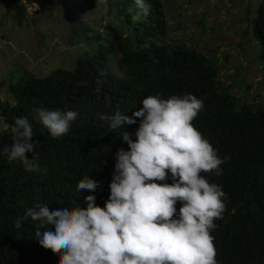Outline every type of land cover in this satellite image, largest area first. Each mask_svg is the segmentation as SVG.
<instances>
[{"label":"trees","instance_id":"16d2710c","mask_svg":"<svg viewBox=\"0 0 264 264\" xmlns=\"http://www.w3.org/2000/svg\"><path fill=\"white\" fill-rule=\"evenodd\" d=\"M105 2L112 18L109 31L93 29L78 18L71 21L69 41L84 48L73 69L56 68L44 76L27 73L6 86L12 101L0 99V264H57L59 253L32 238L39 222L28 217L16 229V219L38 202L83 206L89 194L103 207L116 153L128 149L117 134L135 132L139 118L133 114L142 99L187 93L203 100L194 127L221 158H230L221 166V176L205 174L210 183L222 185L227 196L223 218L215 221L211 233L218 264H264V103L241 101L229 91L219 80L218 58L210 55L215 50L205 53L169 39L163 0H145L147 16L135 8L134 0ZM5 8L20 25L28 18L21 0H5ZM251 25L264 68V0ZM115 55L119 73L112 68ZM41 107L73 109L79 115L67 134L53 138L37 118ZM117 110L137 123L112 132L101 116ZM18 117L28 118L33 139L39 141L38 173L26 172L3 154L12 143L11 127ZM87 175L98 182L97 189L77 192V182ZM180 206L177 203V210Z\"/></svg>","mask_w":264,"mask_h":264},{"label":"clouds","instance_id":"9594fccd","mask_svg":"<svg viewBox=\"0 0 264 264\" xmlns=\"http://www.w3.org/2000/svg\"><path fill=\"white\" fill-rule=\"evenodd\" d=\"M134 5L144 16L149 14L145 0H134ZM141 105L133 114L139 118L134 133L123 130L125 124L137 123L124 112L101 116L112 132L123 130L117 135L128 145L116 153L103 207L89 194L83 206L38 202L16 219V229L28 217L39 222L32 238L59 253L57 264H218L211 233L215 221L223 218L227 196L205 174L221 176V166L230 158H221L193 125L203 100L191 93L166 99L157 94L142 99ZM78 115L73 109H37L38 120L53 138L67 134ZM11 131L12 143L3 154L26 172L38 173L39 141L33 139L31 122L18 117ZM97 187L89 175L76 184L77 192Z\"/></svg>","mask_w":264,"mask_h":264},{"label":"rangeland","instance_id":"374dc122","mask_svg":"<svg viewBox=\"0 0 264 264\" xmlns=\"http://www.w3.org/2000/svg\"><path fill=\"white\" fill-rule=\"evenodd\" d=\"M169 39L196 46L218 58L219 80L239 100L264 103V68L252 20L262 0H163ZM28 18L20 25L0 0V99L12 101L6 86L25 74L44 76L56 68L73 69L84 50L72 44L71 21L109 31L105 0H21ZM119 58L111 59L119 73ZM23 76V77H22ZM229 89V88H228Z\"/></svg>","mask_w":264,"mask_h":264}]
</instances>
